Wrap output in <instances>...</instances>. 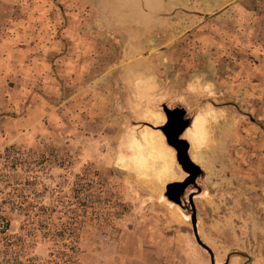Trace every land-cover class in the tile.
Returning <instances> with one entry per match:
<instances>
[{"label": "rangeland", "instance_id": "obj_1", "mask_svg": "<svg viewBox=\"0 0 264 264\" xmlns=\"http://www.w3.org/2000/svg\"><path fill=\"white\" fill-rule=\"evenodd\" d=\"M240 1L0 0V148L24 154L19 233L41 258L211 264L194 192L216 264H264V0ZM163 106L194 117L184 208Z\"/></svg>", "mask_w": 264, "mask_h": 264}, {"label": "built area", "instance_id": "obj_2", "mask_svg": "<svg viewBox=\"0 0 264 264\" xmlns=\"http://www.w3.org/2000/svg\"><path fill=\"white\" fill-rule=\"evenodd\" d=\"M19 146L0 148V264H53L19 233Z\"/></svg>", "mask_w": 264, "mask_h": 264}, {"label": "flooded vegetation", "instance_id": "obj_3", "mask_svg": "<svg viewBox=\"0 0 264 264\" xmlns=\"http://www.w3.org/2000/svg\"><path fill=\"white\" fill-rule=\"evenodd\" d=\"M162 109L163 111H166L167 116H164L165 122L161 125H158L157 127L162 128L165 134L168 136L169 142L173 146L172 149L175 151L176 157H178L180 163L182 164V165L179 164L181 170L183 171V173H185V177L182 180L174 181L170 183V184H184L185 186L184 194L181 196L173 190L166 191V194L170 197L172 201L176 203L179 202L185 204L184 199L186 198L185 194L188 188L198 187V182L201 181L204 176L197 164L190 165L188 163H185L184 161L187 154L190 157V151H191V147L190 145L188 146L189 143L186 137L187 133L191 130V127L193 126V124L189 126L191 115L188 113V111L185 108L179 106H172V107L163 106ZM197 193H200V190H198ZM194 194L195 193L193 192L188 195V200L189 198H192L193 204L195 198ZM187 205L188 206L186 207V209L187 210L189 209L191 211L189 202Z\"/></svg>", "mask_w": 264, "mask_h": 264}, {"label": "water", "instance_id": "obj_4", "mask_svg": "<svg viewBox=\"0 0 264 264\" xmlns=\"http://www.w3.org/2000/svg\"><path fill=\"white\" fill-rule=\"evenodd\" d=\"M164 114H165V116H167V113H166V111H164ZM193 121H194V117H191V119H190V123H189V126H191L192 124H193ZM158 130H160L161 132H162V134L164 135V137L166 138V141H167V144L171 147V148H173V146L170 144V142H169V139H168V136L165 134V132L163 131V129L162 128H159ZM187 143V142H186ZM188 146H189V144H188ZM177 158V161H178V163L180 164V165H182L181 163H180V161H179V159H178V157H176ZM184 161H185V163H188V164H192V165H195V163H193V161L191 160V158L189 157V155L187 154L186 155V158L184 159ZM170 190H173V191H175L177 194H179V195H183L184 194V192H185V186H184V184H169L167 187H166V191H170ZM165 197L169 200V201H172L171 199H170V197L166 194L165 195ZM188 202H189V205H190V207H191V218H190V222H191V225H192V229H193V233H194V236H195V238H196V241H197V243H198V245L200 246V247H202L205 251H207L208 253H209V255H210V259H211V264H216V262H215V255H214V253L201 241V238H200V236H199V232H198V220H197V212H196V209H195V206H194V204H193V200H192V198H189V200H188ZM174 203H176V202H174ZM179 207H181V208H184V206H183V204L182 203H176ZM229 259H230V257H229ZM229 259H228V261L226 262V264H228L229 263Z\"/></svg>", "mask_w": 264, "mask_h": 264}, {"label": "crops", "instance_id": "obj_5", "mask_svg": "<svg viewBox=\"0 0 264 264\" xmlns=\"http://www.w3.org/2000/svg\"><path fill=\"white\" fill-rule=\"evenodd\" d=\"M134 1H136V3H134V8H136L137 10V12H139V13H143V14H145V15H147V13L149 12L150 13V10H151V7H152V4H151V2H150V0H134ZM242 2H245V0H241L239 3H235V4H232V5H230L229 7H227L225 10H232L233 8H235V7H237V6H241V3ZM241 8H242V6H241ZM262 10V9H261ZM241 11H243L242 9H241ZM257 11H258V9H257ZM260 11V10H259ZM262 11H264V6H263V10ZM263 14H262V16H263V19H261L262 21L264 20V12H262ZM264 22V21H263ZM263 28V30H264V27H262ZM255 55L257 56V57H259V58H261V59H263L264 60V46L262 45L261 46V48H257V52L255 53ZM262 71V73L264 74V69H262L261 70ZM259 97V99H260V96H258ZM262 102H264L263 100H261ZM0 103H2V102H0ZM4 117H2L1 115H0V123L2 122V119H3ZM6 119V118H5ZM0 144H2V143H0Z\"/></svg>", "mask_w": 264, "mask_h": 264}, {"label": "trees", "instance_id": "obj_6", "mask_svg": "<svg viewBox=\"0 0 264 264\" xmlns=\"http://www.w3.org/2000/svg\"><path fill=\"white\" fill-rule=\"evenodd\" d=\"M63 227L69 228L70 233H69V243L70 245L75 244V239L77 238L76 236V229L80 225H82L81 219L76 217L72 212L67 215V218L64 221Z\"/></svg>", "mask_w": 264, "mask_h": 264}, {"label": "bare ground", "instance_id": "obj_7", "mask_svg": "<svg viewBox=\"0 0 264 264\" xmlns=\"http://www.w3.org/2000/svg\"><path fill=\"white\" fill-rule=\"evenodd\" d=\"M164 137V136H163ZM169 152H171V151H169Z\"/></svg>", "mask_w": 264, "mask_h": 264}]
</instances>
